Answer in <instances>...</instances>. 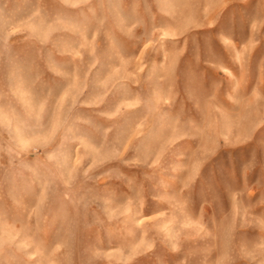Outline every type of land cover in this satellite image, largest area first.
Listing matches in <instances>:
<instances>
[{
	"label": "rangeland",
	"instance_id": "obj_1",
	"mask_svg": "<svg viewBox=\"0 0 264 264\" xmlns=\"http://www.w3.org/2000/svg\"><path fill=\"white\" fill-rule=\"evenodd\" d=\"M0 264H264V0H0Z\"/></svg>",
	"mask_w": 264,
	"mask_h": 264
}]
</instances>
